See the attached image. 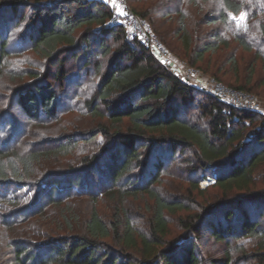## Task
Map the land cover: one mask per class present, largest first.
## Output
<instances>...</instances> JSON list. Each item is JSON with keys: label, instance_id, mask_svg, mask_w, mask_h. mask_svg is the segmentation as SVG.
<instances>
[{"label": "trees", "instance_id": "obj_1", "mask_svg": "<svg viewBox=\"0 0 264 264\" xmlns=\"http://www.w3.org/2000/svg\"><path fill=\"white\" fill-rule=\"evenodd\" d=\"M128 2L162 41L170 37L179 42L178 55L193 67L201 69L207 60L211 66L213 56L234 42L228 55L216 60L212 75L223 77L231 71L229 86L264 97V0ZM242 13L247 15L246 27L232 18ZM112 15L104 0H0V77L5 69L1 62L10 56L13 28L19 30L14 37L24 44L21 51H31L51 65L42 79L40 72L30 71V84L20 85L14 78L11 107L4 111L0 105V132L8 131L0 139V227L11 231L14 264H201L196 249L205 229L217 242L256 237L257 251L240 261L264 264L262 217H250L242 209L249 204L263 215L264 182L260 184L256 174L264 172V114L226 104L183 81L123 26L108 24ZM235 48L251 55L244 79ZM69 59L76 64L71 73ZM81 73L99 80L92 94L77 104L78 113L98 119L89 127L75 124L59 140L50 139L49 148L35 149L30 144L33 132L58 122L61 109L70 103L69 94L84 82ZM16 107L32 120L28 127L11 120ZM194 108L202 124L189 115ZM76 148L83 155L69 160L68 166L79 168L45 173L53 161L64 168L62 158ZM186 151L190 156L183 171L193 190L183 199L164 197L154 185L175 155ZM208 177L214 182L201 188ZM209 187L219 190L215 200L182 221L187 239L172 241L167 215L187 210L191 195ZM140 195L151 202L145 230L122 217L126 209L121 207ZM100 199L114 204L109 220L96 208ZM83 200L91 204L90 211L73 232L71 222L81 218L73 205ZM54 209H59L56 227L67 229V234L39 224ZM223 259V264L235 263L229 251Z\"/></svg>", "mask_w": 264, "mask_h": 264}, {"label": "rangeland", "instance_id": "obj_2", "mask_svg": "<svg viewBox=\"0 0 264 264\" xmlns=\"http://www.w3.org/2000/svg\"><path fill=\"white\" fill-rule=\"evenodd\" d=\"M139 4L140 3H138L137 6ZM130 7L134 9V4H132V2H131ZM232 18L236 22L237 26L246 27V24H247L246 13H242L239 16H232ZM207 29L209 30L210 28H207ZM17 31L19 32L18 28H13L12 31L10 32V41H9L10 56H6V58H4V60H2L1 62L3 66H5L4 75L0 77V105L2 104V107H3L2 109L4 111L9 110V108L11 107L10 106L11 104H9L10 98H11L10 94L13 92L14 88L16 87L15 83L12 84V80L14 78H16V81L20 85H23V84L27 85L34 81L33 77H29L30 71L40 72L41 73L40 79H42V76L44 75V73L48 74L49 71L51 70L50 63L48 62L46 63L45 59H42L40 56L36 55L35 53L31 51L25 50L23 52L20 50L21 47H24L23 46L24 44L23 42L20 41L19 36L14 37L15 32ZM157 37L159 38L158 35ZM162 42L165 44L167 49L170 51V55L173 56L174 59H178L181 61L183 60L178 55L182 51L179 45V42H177L175 39H172L170 37L166 39V42L164 40ZM108 43L111 46L114 45L112 39H110ZM235 46H236L235 43L231 42V46L228 50H221V51L219 50L218 54L214 55L211 60L212 67L211 66L208 67V60L201 64L202 68L201 69L198 68V69H200L203 72V75L205 78L214 77L212 75V71L214 70L213 66L216 60H218L219 58L220 60H222L226 55H228V53L230 52V49H233V47ZM0 48H1V44H0ZM235 53H236V56L240 59L239 73H240V77L243 78L244 76L243 71H244L245 64L247 61H250L251 55L243 52L240 48H235ZM183 61L189 64L186 60H183ZM75 67H76V64L74 63V60L69 59L68 65H67L68 73L73 72V69H75ZM8 69H9V72H8ZM10 70L13 71L12 76L10 75L11 73ZM205 71L208 73H206ZM231 73L232 72L229 71L226 73L227 74L226 76H223V77L221 76L218 78H220V81H223V83L226 85H233L232 81H233L234 75ZM258 76L259 74H256L254 76V79H256ZM80 77L84 78L83 79L84 82L79 86L77 91H73L69 94L70 103L66 104V106H64L61 109L58 122L53 123V121H51L50 123L51 125H49V127H43L44 129L42 130V132L37 128L33 132V135L31 138L32 140L30 144L31 145L34 144L33 146L35 149L43 145H46L43 147L49 148L50 145L48 143L50 139H53L54 141L59 140L58 138H60V135H62L63 131L64 130H68L67 132L73 131L75 124L81 125L83 127H89V126H92L93 122L94 121L96 122V120L98 119V118L92 117L91 114L78 113L79 107L77 104L81 103L82 98H85V97L87 98L92 94V89H95L97 81L99 80V76L97 75L95 76L94 74H89L88 76H84V74L81 73ZM51 81L54 82V80H51ZM61 89L62 90L60 91V93L61 94L63 93L62 94V97H63L65 95L64 94L65 88L63 87ZM58 90H60V88H58ZM69 92L70 90L68 91V93ZM250 93L257 96L261 100L262 105L264 106V97L260 93H258V91L250 92ZM12 114H13V117L11 120H15L18 122L22 121V123L26 127H28L30 123L32 122V120L22 115V113L19 110V107H16L13 110ZM189 115L194 116L193 121L198 120L200 121V124H202L204 121V119H202L200 116L201 115L200 112L196 110L195 108L191 110ZM0 133H1L0 139H3L5 137V133L7 135L8 131L5 132V130H3ZM78 155L81 156L83 155V153H82V150H80L79 148H76L73 151H71L70 154L62 158L63 164L61 165H63L64 168L58 169L57 168L58 164L55 163V161H53V165L50 166L45 171V173L50 174L56 170L61 171V172H67L68 170H70V168H74V169L79 168V165H74L73 167L68 166L70 163L69 160L74 159ZM189 156H190V153L188 151L182 154H179V155L176 154L168 172L164 173L160 177V181L154 185V188L157 189L164 197L173 198V199H178L179 197H182L181 199H183L185 198V196L187 197L190 195L189 194L190 190H193L190 186V183L188 182V179L190 177L186 171H183V167L185 166L184 159L185 157H189ZM56 161L58 162L59 160L56 159ZM45 169L46 168H44L43 170ZM256 178H258L260 184L262 183V181L264 182V172L259 171L258 174H256ZM99 179L100 178H98L97 176L95 180L97 184L99 183ZM213 182H214V178L208 177L206 180L200 182V187L201 188L208 187ZM218 191L219 190L216 187H209L203 193L194 192L191 195V198H192L191 201L193 200L194 202H191V201L187 202V205H188L187 210L181 211L177 213L176 215H170V214L167 215L168 221H169V227H170V239L172 241L174 240L181 241L182 238H186L188 234L181 225L182 221L186 219L187 220L190 219V217H192L195 213H197L201 209L202 206L207 205L211 203L213 200H215V198L219 194ZM148 201L149 199L147 198V196H141V195L136 197L135 199H130L128 202L124 204V206L121 207L122 209L124 208L126 209L122 212L123 213L122 217L125 218L126 216H128L133 221L134 225H136V228H138L139 230H145L147 227L146 221H147V214H148V205L151 203ZM80 202H81L80 204L77 203L73 205V206H76V208L78 209L77 214L81 217L77 222H74V221L71 222L72 227H73V232L78 231L76 229L79 226L80 227L82 226L81 224L83 222V219L86 213L90 211V207H91V204L86 200H83ZM96 208L99 210L100 214L106 220L111 219L113 217V214L115 213L114 204L108 199H100L98 203L96 204ZM243 208L247 209L250 217H255L257 214L261 216L262 218L260 220V223L262 224V226H264V210H262L263 212V215H262L259 212H257L258 211L257 208H255L252 205L248 204L242 207V209ZM58 210L59 209H54L51 212H48L47 214H45V216H43L42 218L43 223L42 222L39 223V220L38 222L35 221V223L44 225L42 228L45 227V229H48V227L50 228V226H52V228L56 227L57 223H55L54 218L58 216ZM218 218L221 219L220 216H218ZM222 223H223V220H222ZM56 229L60 231H64L65 228L61 230L62 227H60L59 229L56 227ZM66 231H64L65 234H67ZM7 232H11V231H7V230L5 231L4 228L0 227V264H14L12 247H11L10 240L8 239L9 237H8ZM105 241H107L106 243H108V245H110L111 247L118 249V246L112 240L107 239ZM197 243L198 244H197L196 251L202 257L200 258L201 264H215L216 259H222V261L218 262L220 264L225 263L223 258H224V253L226 251H229L232 253L234 257V261H235L234 264H255L254 260L245 262L244 260L240 261V258H244L243 257L244 254L250 255L251 253H255L258 249L260 242L256 237H253V238L246 237V238H240L237 240L231 239V240H227L226 242H217L210 235L209 230L205 229L202 238ZM239 249H245L246 251L245 253H242Z\"/></svg>", "mask_w": 264, "mask_h": 264}, {"label": "built area", "instance_id": "obj_3", "mask_svg": "<svg viewBox=\"0 0 264 264\" xmlns=\"http://www.w3.org/2000/svg\"><path fill=\"white\" fill-rule=\"evenodd\" d=\"M110 5L113 15L108 22L123 26L131 36L138 39L159 60L169 66L183 81L206 91L220 101L245 110L264 114L261 100L248 91L224 84L215 77L205 78L203 72L185 61L174 59L165 44L155 34L151 23L138 16L130 7L128 0H104Z\"/></svg>", "mask_w": 264, "mask_h": 264}]
</instances>
